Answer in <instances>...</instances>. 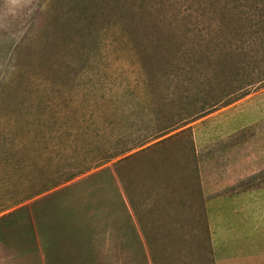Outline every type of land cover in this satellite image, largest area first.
<instances>
[{
  "label": "rangeland",
  "instance_id": "1",
  "mask_svg": "<svg viewBox=\"0 0 264 264\" xmlns=\"http://www.w3.org/2000/svg\"><path fill=\"white\" fill-rule=\"evenodd\" d=\"M261 193L264 0H0V264H228Z\"/></svg>",
  "mask_w": 264,
  "mask_h": 264
},
{
  "label": "crops",
  "instance_id": "2",
  "mask_svg": "<svg viewBox=\"0 0 264 264\" xmlns=\"http://www.w3.org/2000/svg\"><path fill=\"white\" fill-rule=\"evenodd\" d=\"M237 128L241 129L243 127H237ZM262 195L263 194L261 193L260 198L258 197L256 202L257 201L262 202V199L264 198ZM242 196L245 195L239 193L238 198L240 201ZM258 225L259 227L257 228V230L253 232L252 237L246 238V233L242 234L241 229L239 230V233L236 238L238 239L237 248H236L237 249L236 259L229 261L228 264H264V215L263 216L261 215L259 217ZM33 255L34 253L29 254V261L31 260V257ZM125 255L127 256V254ZM38 257H40V259H38ZM36 264H46L45 256L41 258V255L38 254Z\"/></svg>",
  "mask_w": 264,
  "mask_h": 264
},
{
  "label": "trees",
  "instance_id": "3",
  "mask_svg": "<svg viewBox=\"0 0 264 264\" xmlns=\"http://www.w3.org/2000/svg\"><path fill=\"white\" fill-rule=\"evenodd\" d=\"M77 173H79V171H71V172H68L63 178L64 179H69L70 177L76 175Z\"/></svg>",
  "mask_w": 264,
  "mask_h": 264
}]
</instances>
